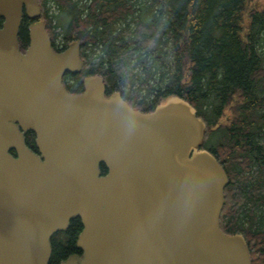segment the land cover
<instances>
[{
  "label": "water",
  "instance_id": "1",
  "mask_svg": "<svg viewBox=\"0 0 264 264\" xmlns=\"http://www.w3.org/2000/svg\"><path fill=\"white\" fill-rule=\"evenodd\" d=\"M40 14L39 0H0V264H48L76 218L81 255L59 264H251L245 238L219 227L228 178L194 106L170 94L141 112L100 75L70 94L80 44L55 52Z\"/></svg>",
  "mask_w": 264,
  "mask_h": 264
},
{
  "label": "trees",
  "instance_id": "2",
  "mask_svg": "<svg viewBox=\"0 0 264 264\" xmlns=\"http://www.w3.org/2000/svg\"><path fill=\"white\" fill-rule=\"evenodd\" d=\"M252 1L39 0L38 21L52 46L78 42L82 48L81 72L64 77L74 78L70 93L82 92L85 76L100 75L108 90L131 98L143 112L170 94L195 106L207 122L204 148L228 178L220 228L241 234L251 264H264V6L259 10ZM33 22L22 19L23 48ZM227 107L229 118L218 122ZM25 142L36 151L33 133ZM81 228L76 218L51 237L48 264L81 254Z\"/></svg>",
  "mask_w": 264,
  "mask_h": 264
},
{
  "label": "flooded vegetation",
  "instance_id": "3",
  "mask_svg": "<svg viewBox=\"0 0 264 264\" xmlns=\"http://www.w3.org/2000/svg\"><path fill=\"white\" fill-rule=\"evenodd\" d=\"M53 49L56 51V52H59V51H61V50H63V45H58L57 43H55V44H53ZM22 50H24V49H22ZM82 50V48L80 47V54H81V51ZM82 59V58H81ZM83 61V60H82ZM65 77V76H64ZM65 79L63 78V84H64V86L66 87V89L67 90H69L70 89V87H69V85L71 84V85H73V83H74V78L73 77H71L70 78V80H65ZM69 88V89H68ZM115 91L114 90H108L107 88H106V84H105V96L106 97H110L111 96V94L112 93H114ZM121 95V94H120ZM121 97L124 99V101H126V103H128V105H130V106H132L133 108H135L136 109V104H134L133 103V100L131 99V98H126V97H123L122 95H121ZM204 110H206V107H204L203 108ZM202 119H203V121L205 122V124L207 125V122L205 121V119L203 118V116H202Z\"/></svg>",
  "mask_w": 264,
  "mask_h": 264
},
{
  "label": "rangeland",
  "instance_id": "4",
  "mask_svg": "<svg viewBox=\"0 0 264 264\" xmlns=\"http://www.w3.org/2000/svg\"><path fill=\"white\" fill-rule=\"evenodd\" d=\"M252 4H254V5L257 4V7H259V8H258L259 10L262 9L263 6H264V2H263V0H253V1H252ZM50 6H51V9L54 10L53 5H50ZM63 20H64V19H63ZM244 23L246 24V20H245ZM62 30H63V29L59 28V29H57L56 32L59 34ZM60 34H61V33H60ZM60 34H59V35H60ZM59 37H60V36H59ZM58 41L60 42V39H58ZM260 51L264 53V48L260 49ZM135 71H137L136 68L134 69L133 72H135ZM141 95L144 96V98H145L144 100H146V101H149V100H150V99H148V97H145V96H147V94H145V91H142ZM141 95H140V96H141ZM142 99H143V97L138 98L139 101H141ZM134 104H136V103H134ZM136 109H138V108L136 107ZM229 109H230V108L227 107V109L224 111V117H221V118L219 119L218 122H220V123H224V122H226L227 118H229V116H230V110H229ZM213 128H215V127H213Z\"/></svg>",
  "mask_w": 264,
  "mask_h": 264
}]
</instances>
